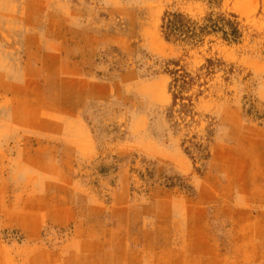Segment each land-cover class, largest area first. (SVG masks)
<instances>
[{
    "label": "rangeland",
    "instance_id": "1",
    "mask_svg": "<svg viewBox=\"0 0 264 264\" xmlns=\"http://www.w3.org/2000/svg\"><path fill=\"white\" fill-rule=\"evenodd\" d=\"M65 62L112 95L73 133ZM0 264H264V0H0Z\"/></svg>",
    "mask_w": 264,
    "mask_h": 264
},
{
    "label": "crops",
    "instance_id": "2",
    "mask_svg": "<svg viewBox=\"0 0 264 264\" xmlns=\"http://www.w3.org/2000/svg\"><path fill=\"white\" fill-rule=\"evenodd\" d=\"M65 64L67 68H62V73L66 76L60 79L59 93L54 94L53 113L56 117L45 122L59 133H73L84 129L79 118L87 108L91 110L95 104L106 102L112 95L109 86L94 79L89 71L86 77L84 69L79 65ZM91 129L88 125V163L95 159L89 142Z\"/></svg>",
    "mask_w": 264,
    "mask_h": 264
},
{
    "label": "trees",
    "instance_id": "3",
    "mask_svg": "<svg viewBox=\"0 0 264 264\" xmlns=\"http://www.w3.org/2000/svg\"><path fill=\"white\" fill-rule=\"evenodd\" d=\"M162 32L168 43H180L193 40L196 35L192 30L189 21L182 14H166L163 18ZM226 35V34H225ZM174 81L172 88L176 89L175 99L182 93L185 86L189 85L190 75L180 71L172 72Z\"/></svg>",
    "mask_w": 264,
    "mask_h": 264
}]
</instances>
